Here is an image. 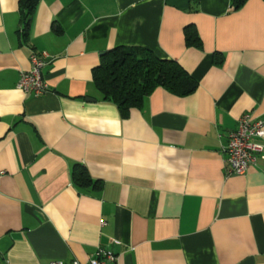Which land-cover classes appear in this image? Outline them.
<instances>
[{"label":"crops","instance_id":"obj_1","mask_svg":"<svg viewBox=\"0 0 264 264\" xmlns=\"http://www.w3.org/2000/svg\"><path fill=\"white\" fill-rule=\"evenodd\" d=\"M24 21L0 0V264L99 248L116 264H264V158L227 174L224 152L243 113L264 120V0H38ZM124 47L176 61L195 90L157 87L123 115L93 73ZM43 51L48 89L25 93Z\"/></svg>","mask_w":264,"mask_h":264},{"label":"trees","instance_id":"obj_2","mask_svg":"<svg viewBox=\"0 0 264 264\" xmlns=\"http://www.w3.org/2000/svg\"><path fill=\"white\" fill-rule=\"evenodd\" d=\"M245 0H232L238 8ZM38 0H19L22 20L27 24ZM188 44H197L195 30L187 29ZM94 82L103 99L113 101L125 115L131 107H139L155 88L161 87L177 95L185 96L196 88L195 81L173 60L160 59L151 51L140 47L114 48L107 52L94 68ZM73 180L79 187L95 186L85 168L75 165Z\"/></svg>","mask_w":264,"mask_h":264},{"label":"built area","instance_id":"obj_3","mask_svg":"<svg viewBox=\"0 0 264 264\" xmlns=\"http://www.w3.org/2000/svg\"><path fill=\"white\" fill-rule=\"evenodd\" d=\"M29 58L31 67L20 72L17 88L25 93L39 95L48 89L41 70L48 62L49 55L44 51L39 54L32 52ZM224 152L228 165L227 174H243L257 158H264V120L257 119L251 112L243 113L236 128L228 135ZM50 264L63 263L52 261ZM68 264H116V256L111 251L99 248L85 263L74 260Z\"/></svg>","mask_w":264,"mask_h":264}]
</instances>
